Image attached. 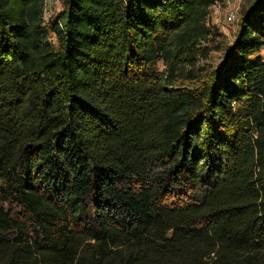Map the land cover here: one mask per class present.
<instances>
[{"label": "trees", "instance_id": "obj_1", "mask_svg": "<svg viewBox=\"0 0 264 264\" xmlns=\"http://www.w3.org/2000/svg\"><path fill=\"white\" fill-rule=\"evenodd\" d=\"M62 1L0 0V264H264V0L200 93L224 0Z\"/></svg>", "mask_w": 264, "mask_h": 264}, {"label": "rangeland", "instance_id": "obj_2", "mask_svg": "<svg viewBox=\"0 0 264 264\" xmlns=\"http://www.w3.org/2000/svg\"><path fill=\"white\" fill-rule=\"evenodd\" d=\"M45 1L44 21L49 29V38L55 45H58L57 37L50 30V25L62 13L64 4L62 0ZM256 1L258 0H224L211 8L207 19V26L212 30L213 36L210 42L204 44L208 49V56L199 58L196 63L194 71L197 77L195 79L179 81L178 87H189L195 92L200 93L209 85L215 71L226 61L231 52L240 29L242 18L253 7ZM156 68L159 72L165 69L161 62L157 64ZM209 175L210 173L206 172L205 178L207 179Z\"/></svg>", "mask_w": 264, "mask_h": 264}, {"label": "built area", "instance_id": "obj_3", "mask_svg": "<svg viewBox=\"0 0 264 264\" xmlns=\"http://www.w3.org/2000/svg\"><path fill=\"white\" fill-rule=\"evenodd\" d=\"M45 5H46V1L44 2V11H45ZM262 58L264 59V49L260 52Z\"/></svg>", "mask_w": 264, "mask_h": 264}]
</instances>
